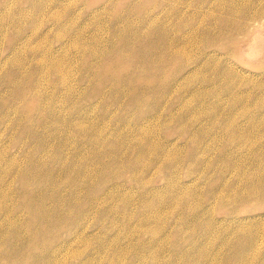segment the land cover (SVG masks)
Returning a JSON list of instances; mask_svg holds the SVG:
<instances>
[{
	"label": "rangeland",
	"instance_id": "374dc122",
	"mask_svg": "<svg viewBox=\"0 0 264 264\" xmlns=\"http://www.w3.org/2000/svg\"><path fill=\"white\" fill-rule=\"evenodd\" d=\"M0 264H264V0H0Z\"/></svg>",
	"mask_w": 264,
	"mask_h": 264
}]
</instances>
